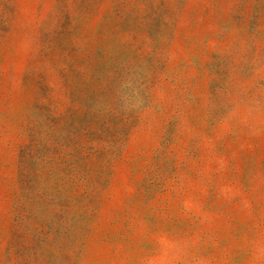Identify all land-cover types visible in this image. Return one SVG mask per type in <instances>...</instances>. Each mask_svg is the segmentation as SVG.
<instances>
[{"label":"rangeland","instance_id":"obj_1","mask_svg":"<svg viewBox=\"0 0 264 264\" xmlns=\"http://www.w3.org/2000/svg\"><path fill=\"white\" fill-rule=\"evenodd\" d=\"M0 264H264V0H0Z\"/></svg>","mask_w":264,"mask_h":264}]
</instances>
